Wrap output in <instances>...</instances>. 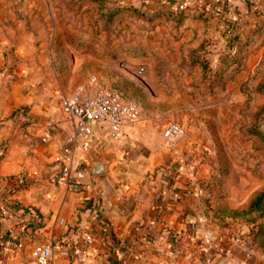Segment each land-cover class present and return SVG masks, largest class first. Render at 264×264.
<instances>
[{"label":"rangeland","instance_id":"374dc122","mask_svg":"<svg viewBox=\"0 0 264 264\" xmlns=\"http://www.w3.org/2000/svg\"><path fill=\"white\" fill-rule=\"evenodd\" d=\"M169 1L0 0V107L13 117L33 102L62 106L94 79L136 108L132 126L165 140L174 124L181 132L167 144L191 141L175 165L191 170L185 185L213 223L256 232L264 215L232 211L264 190V54L248 62L264 32L240 38L232 8L222 18L201 11L212 0H179L180 11Z\"/></svg>","mask_w":264,"mask_h":264},{"label":"crops","instance_id":"0c3cea01","mask_svg":"<svg viewBox=\"0 0 264 264\" xmlns=\"http://www.w3.org/2000/svg\"><path fill=\"white\" fill-rule=\"evenodd\" d=\"M212 1L211 9L200 5L201 11L221 18L230 13L224 1ZM230 8L240 38L264 32V0H237ZM253 40L249 63L264 54V34ZM72 128L57 103L33 102L13 117L0 107V264H35L33 248L47 243L61 245L50 264H264L261 249L249 244L252 227L239 220L213 223L196 191L185 185L191 170L175 162L192 155L191 141L186 149L185 140L170 147L159 132L139 124L125 127L114 141L106 129L95 128V144L71 153L89 187L74 193L51 179ZM95 163L105 165L103 174L94 175ZM9 227L20 231L21 247L10 240ZM247 244L252 255L244 261Z\"/></svg>","mask_w":264,"mask_h":264},{"label":"built area","instance_id":"2783aa9c","mask_svg":"<svg viewBox=\"0 0 264 264\" xmlns=\"http://www.w3.org/2000/svg\"><path fill=\"white\" fill-rule=\"evenodd\" d=\"M224 1L229 7H233L237 0ZM244 1V0H243ZM172 9L184 10L182 3H170ZM95 80L92 79L90 86L79 87L73 94L66 96L62 100V110L73 120L72 131L66 135L61 146V164L53 172L52 181L58 184H64L67 189L74 193L88 190L89 187L81 181L79 173L80 161H75L71 157L74 148H79L86 152L93 146L97 140L95 128L106 129L108 138L117 141L122 137L123 129L134 124L138 120V111L130 104L123 102L121 96L110 88L93 87ZM180 129L174 125H167L162 136L169 142L174 140V135L179 134ZM48 136L42 138L46 142ZM7 233L10 240L15 243L17 248L21 247L20 231L15 227H9ZM86 243H91L92 237L84 235ZM252 236L250 237V243ZM236 243H242L240 236H234ZM245 258L248 261L251 258V247L244 246ZM61 252L59 243H47L37 245L32 250V257L35 264H50L54 253ZM246 263V262H245Z\"/></svg>","mask_w":264,"mask_h":264},{"label":"trees","instance_id":"16d2710c","mask_svg":"<svg viewBox=\"0 0 264 264\" xmlns=\"http://www.w3.org/2000/svg\"><path fill=\"white\" fill-rule=\"evenodd\" d=\"M252 212H256L259 214V216L264 215V190L257 192L248 202L245 209L232 211V215L234 217H246ZM251 223H254L255 220L252 218ZM264 235V228L257 227L256 232H252L251 236V242L252 244L257 245L258 248L262 247V238Z\"/></svg>","mask_w":264,"mask_h":264},{"label":"water","instance_id":"95a60500","mask_svg":"<svg viewBox=\"0 0 264 264\" xmlns=\"http://www.w3.org/2000/svg\"><path fill=\"white\" fill-rule=\"evenodd\" d=\"M105 172V165L101 163H95L93 166V173L94 175H101ZM111 191L108 187H106V193L103 197L104 202L106 204L105 213H109L112 208V203L110 201Z\"/></svg>","mask_w":264,"mask_h":264}]
</instances>
